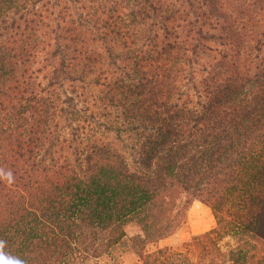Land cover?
I'll return each instance as SVG.
<instances>
[{"label":"trees","instance_id":"16d2710c","mask_svg":"<svg viewBox=\"0 0 264 264\" xmlns=\"http://www.w3.org/2000/svg\"><path fill=\"white\" fill-rule=\"evenodd\" d=\"M188 1L179 0L181 6ZM38 2L0 0L1 23L13 10L24 21L18 46L0 55V171L12 174L0 175L4 251L26 264H70L82 253L76 248L84 229L107 233L113 245L123 237L122 225L137 220L143 231L134 239L140 257L154 264L146 243L174 231L177 200L191 195L212 207L217 226L189 244L196 262L166 248V264H264V81L256 80L255 90L246 92L227 74L241 64L225 55L211 64L209 86V78L197 82L196 59L210 47L193 43L192 29L181 44L170 42L166 23L181 21V9L146 0L144 9L150 10L142 12V20L156 18L165 35L153 23L145 34L115 21L109 25L110 34L123 39L138 34L143 42L133 52L128 47L130 58L117 56L127 64L109 84L111 99L123 110L113 125L119 137L128 135L129 145L106 144L95 131H70L65 125L77 113L36 83L29 65L52 48L49 32H41L46 26ZM252 36L258 40L251 39V50L264 47V33L252 29ZM62 48L59 44L57 51ZM66 63L64 57L62 73ZM59 143L70 156L53 160L48 169L43 164L53 155L49 147Z\"/></svg>","mask_w":264,"mask_h":264},{"label":"rangeland","instance_id":"374dc122","mask_svg":"<svg viewBox=\"0 0 264 264\" xmlns=\"http://www.w3.org/2000/svg\"><path fill=\"white\" fill-rule=\"evenodd\" d=\"M145 1L39 0L37 3L46 26L41 32H49L48 40L52 48L43 52L29 67L31 71L34 70L36 83L45 93H54L62 102H68L65 106L70 105L71 111L77 113L78 119L65 125L67 128L71 126L70 131L72 128L82 127L86 133L95 131L98 139L106 144L115 142L120 147L129 145L128 135L123 133L119 137L116 126L113 125V122L116 123L118 117L122 116L123 110L111 99L113 94L109 84L119 67L127 64L126 60L120 61L117 56L130 58L131 51L128 47L133 52V49L142 44L143 39H140L138 34L124 39L116 37L110 34L109 25L115 21L118 26L126 25V30L145 34L147 29L152 28L153 23L157 24L154 30L157 29L163 36V25L156 18L147 22L142 20V12L148 13L150 10L144 9L147 7ZM162 1L167 8L179 7L181 10L178 16H183L181 21L166 23L172 29L170 42L181 44L186 39L188 30L192 29L193 43L204 44L211 49L196 59L198 66L196 65L194 70L198 71L197 82L202 84L203 78H209L206 85L209 86L211 76H214V73L211 75V72H214L211 64L221 61L225 55L241 64L239 70L231 69L227 74L231 76V80L239 79L238 83L240 82V86L244 85L246 92L255 90L253 83L257 82L256 80L261 83L264 81V47H258V51L250 48L251 39L258 40L252 36V29L258 34L264 33V0H189L182 6L179 0ZM110 16H113L114 20L110 21ZM186 19L192 22L190 26L183 21ZM1 21L0 55H3L18 46L24 21L20 19L17 10H13L4 23ZM178 25L181 28L178 29ZM260 38L264 42V37ZM59 44L63 47L59 50L60 53L57 51ZM64 57L67 58L68 68L67 72L62 73L60 69ZM127 73L128 76L132 75L130 70H127ZM194 98L199 100L197 95ZM201 100L207 102L205 98ZM69 130L65 129L66 136ZM260 134H264V131ZM49 148L53 155H49L47 162L43 164L47 165L48 169L56 161L61 162L66 156H70L69 149L63 151L60 143L54 148ZM124 152L127 162L132 163L135 156L131 155V149L128 148ZM70 158L74 161L75 157ZM177 203L181 210L174 231L164 239L146 243V251L155 256L154 264H166V248L187 254L196 262V256L189 252V244L195 237L217 226L214 210L203 199L181 195ZM83 231L85 234L78 241L76 248L82 253H78V258L70 264H143L140 257L142 251L134 240L136 236L143 234L137 220L122 225L120 231L123 232V237L119 243L113 245L110 242L112 237L107 233L91 228ZM227 242L228 240H224L222 246L226 248Z\"/></svg>","mask_w":264,"mask_h":264},{"label":"clouds","instance_id":"9594fccd","mask_svg":"<svg viewBox=\"0 0 264 264\" xmlns=\"http://www.w3.org/2000/svg\"><path fill=\"white\" fill-rule=\"evenodd\" d=\"M0 175L3 176H11V172H2L0 171ZM6 241L0 240V264H26V261L20 259L19 257L13 256L4 251L6 246Z\"/></svg>","mask_w":264,"mask_h":264}]
</instances>
